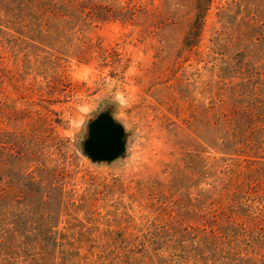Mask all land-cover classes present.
Returning a JSON list of instances; mask_svg holds the SVG:
<instances>
[{
	"label": "rangeland",
	"instance_id": "rangeland-1",
	"mask_svg": "<svg viewBox=\"0 0 264 264\" xmlns=\"http://www.w3.org/2000/svg\"><path fill=\"white\" fill-rule=\"evenodd\" d=\"M179 3L37 40L0 28V264H68L60 247L117 264L100 253L124 235L199 225L205 108L220 75L264 92V0H213L192 44L195 0ZM98 123L117 127L111 156L89 145Z\"/></svg>",
	"mask_w": 264,
	"mask_h": 264
},
{
	"label": "trees",
	"instance_id": "trees-1",
	"mask_svg": "<svg viewBox=\"0 0 264 264\" xmlns=\"http://www.w3.org/2000/svg\"><path fill=\"white\" fill-rule=\"evenodd\" d=\"M140 1L0 0V28L37 40L57 34L53 26L133 19L141 10ZM166 4L169 17L172 10H181L179 0ZM212 4L213 0H195L187 43L201 40ZM220 76L219 99L205 108V196L199 225L143 233L135 240L124 235L128 242L122 249L102 248L100 257L117 264H249L250 260L264 264V92L256 87L231 88L224 81L227 77ZM50 241L56 249L57 241ZM30 250L38 254L37 246ZM60 252L67 255L68 264L89 260L79 256V248L60 247Z\"/></svg>",
	"mask_w": 264,
	"mask_h": 264
},
{
	"label": "flooded vegetation",
	"instance_id": "flooded-vegetation-1",
	"mask_svg": "<svg viewBox=\"0 0 264 264\" xmlns=\"http://www.w3.org/2000/svg\"><path fill=\"white\" fill-rule=\"evenodd\" d=\"M98 132H97V136L92 138L90 140V147L91 149L94 151L96 150L98 153H105V154H112L113 153V146H111V143L110 145L106 144V145H103L102 143H96L94 144V139H105L107 140V143H109V140L108 139H112L114 138L115 136V129L111 126H108L106 124H102V125H99L98 126Z\"/></svg>",
	"mask_w": 264,
	"mask_h": 264
},
{
	"label": "water",
	"instance_id": "water-1",
	"mask_svg": "<svg viewBox=\"0 0 264 264\" xmlns=\"http://www.w3.org/2000/svg\"><path fill=\"white\" fill-rule=\"evenodd\" d=\"M101 125V123H98V125ZM103 124H106V123H103ZM106 125H108V126H111V127H113V126H115L114 124H112V123H108V124H106ZM114 129H115V136H114V138H110V139H108L109 140V143H107V140H105V139H95L94 140V144H96V143H102L103 145H106V144H108V145H110V143H111V146H113V150H114V147H115V145L117 144V137H116V134H117V127H113ZM102 155H104L103 153H101ZM108 155H110V154H108ZM111 156V155H110Z\"/></svg>",
	"mask_w": 264,
	"mask_h": 264
},
{
	"label": "clouds",
	"instance_id": "clouds-1",
	"mask_svg": "<svg viewBox=\"0 0 264 264\" xmlns=\"http://www.w3.org/2000/svg\"><path fill=\"white\" fill-rule=\"evenodd\" d=\"M115 119V118H114Z\"/></svg>",
	"mask_w": 264,
	"mask_h": 264
}]
</instances>
